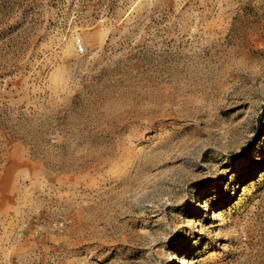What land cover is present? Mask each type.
Masks as SVG:
<instances>
[{
    "label": "rangeland",
    "instance_id": "1",
    "mask_svg": "<svg viewBox=\"0 0 264 264\" xmlns=\"http://www.w3.org/2000/svg\"><path fill=\"white\" fill-rule=\"evenodd\" d=\"M264 264V0H0V264Z\"/></svg>",
    "mask_w": 264,
    "mask_h": 264
},
{
    "label": "bare ground",
    "instance_id": "2",
    "mask_svg": "<svg viewBox=\"0 0 264 264\" xmlns=\"http://www.w3.org/2000/svg\"><path fill=\"white\" fill-rule=\"evenodd\" d=\"M187 264V263H186Z\"/></svg>",
    "mask_w": 264,
    "mask_h": 264
}]
</instances>
